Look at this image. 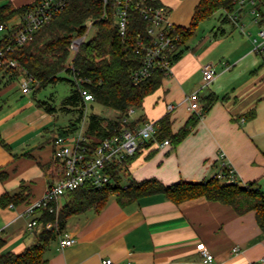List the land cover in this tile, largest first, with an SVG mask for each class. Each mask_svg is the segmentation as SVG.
Instances as JSON below:
<instances>
[{"label":"crops","instance_id":"1","mask_svg":"<svg viewBox=\"0 0 264 264\" xmlns=\"http://www.w3.org/2000/svg\"><path fill=\"white\" fill-rule=\"evenodd\" d=\"M32 1L0 0V5L10 2L19 7ZM158 1L179 26L189 24L198 2ZM254 1L264 22V0ZM249 8L246 3L238 10L243 29L222 10L216 12L215 21L206 23L214 14L201 21L188 39L190 45L187 40L181 47L171 75L162 79L149 101L145 98L139 117L157 120L168 114L175 133L194 114L184 98L200 88L201 66L211 63L215 67L214 79L198 96L201 111L210 94L216 98L213 104L196 117L180 142L170 141L162 148L141 147L126 167L132 179L154 177L172 184L217 176L226 181L221 175L224 161L239 185L255 181L264 192V62L252 51L253 34L246 30V22L255 24ZM5 79H0V172L6 176L0 180V195L20 193L26 199L0 205V252L19 253L34 242L39 230V226L28 229L25 205L42 196L58 174L53 132L48 126L66 123L56 125L54 113L40 107L32 93L23 94L20 79ZM169 104L174 106L171 111L167 110ZM65 202L64 195L57 209ZM63 233L73 236L75 242L60 248ZM63 233L46 249V264H101L104 259H111L110 264H203L200 243L214 256L212 264H264V232L255 212L240 214L228 204L204 198L175 204L154 194L121 206L111 195L101 210L69 216ZM234 246L237 253L232 252Z\"/></svg>","mask_w":264,"mask_h":264},{"label":"trees","instance_id":"2","mask_svg":"<svg viewBox=\"0 0 264 264\" xmlns=\"http://www.w3.org/2000/svg\"><path fill=\"white\" fill-rule=\"evenodd\" d=\"M38 1L34 0L19 7H14L10 2L0 5V24L8 29L0 37V46L13 38L14 32L21 25L23 12ZM147 1L155 5L160 4L158 0ZM237 2L238 0H198L189 24L177 26L182 32L180 44H184L193 35L201 21L209 19L220 10L225 13L233 12ZM88 21L94 26V33L71 57L69 43L72 38L86 32ZM146 26V21L131 8L124 33L120 34L112 9L109 5H104L103 0H66L63 10L32 33L23 45L5 52V57L15 60L17 66L0 65V79L6 77L7 82L9 79L16 80L30 75L33 79L31 93L40 107L49 113H56L57 109L71 113L72 118L65 125L57 127L56 135L60 136L76 130L86 108V103L74 85V79L68 80L73 86L58 106L52 97L37 99L34 93L61 79L59 73L63 71L74 77H82V85L93 95L92 102L116 113L113 117L95 113L87 116L85 133L88 146L94 148L102 139L118 133L124 126L122 119L127 111L141 108L145 98L161 86L164 78L161 72H154L137 84L131 79V73L142 64L143 53L137 49V41L140 37L146 38ZM180 49L174 60L179 58ZM215 99L212 94L204 98L202 113ZM196 117L192 114L181 128L172 133L170 118L168 114H164L157 119L158 128L154 139L147 140L139 149L156 145L154 141L164 139H169L173 144L180 142L195 125ZM141 121L142 117L138 116L136 122ZM133 123L134 121L131 122ZM55 136L53 135V138ZM136 153L127 158L123 166H116L111 170L112 184L101 188L88 185L78 187L65 193L66 202L60 209L51 212L42 209L37 218L39 230L34 242L19 253L0 252V264H46L44 253L50 243L63 233L67 218L87 210H101L111 195L115 196L121 206L154 194H162L175 204L196 198L219 201L232 206L240 214L254 211L257 224L264 232V192L255 181L239 185L237 182L221 181L214 176L199 182L179 181L163 184L157 178L151 177L142 180L131 178L127 185L120 186V178L127 173L126 167ZM226 173V169L222 168V174ZM5 176V172H0V180ZM25 199L26 196L20 193H3L0 195V205L17 204Z\"/></svg>","mask_w":264,"mask_h":264},{"label":"built area","instance_id":"3","mask_svg":"<svg viewBox=\"0 0 264 264\" xmlns=\"http://www.w3.org/2000/svg\"><path fill=\"white\" fill-rule=\"evenodd\" d=\"M104 5H109L112 9L118 25L120 34L124 33L131 8L136 10L146 21V38L140 37L137 41L138 50L142 51V64L131 73V79L135 84L150 77L154 72H161L164 77H168L172 72L174 57L183 46L180 44L182 32L177 28L174 22L169 18L168 8L163 5H155L147 0H103ZM249 4V13L253 16L252 22L259 26L256 35L251 37L252 51L260 56L264 62V22L260 15L254 0H238L237 10L225 13L226 17L237 23L240 29L243 24L238 23V10L245 4ZM66 0H39L33 6L27 8L20 18V27L14 32L13 38L0 46V65L16 67L15 60L5 57L6 51H11L15 47L23 45L29 36L36 30L46 24L52 17L65 7ZM92 24V23H91ZM8 29L0 24V31L4 33ZM85 32L81 36H76L69 43L71 57L77 52L80 45L87 39ZM246 33H248L246 31ZM202 83L200 88L186 95L184 101L187 103V109L196 116H201L202 111L198 103L199 91L207 87L215 77V67L211 63H205L201 66ZM74 85L79 90L83 101L87 104L93 101V95L82 85V77H74ZM33 79L30 75H24L19 80V88L23 94L31 92ZM174 108L172 104L167 106V110ZM133 109H129L123 117L124 126L122 129L107 138L102 139L96 147L88 146V138L85 133L87 115L85 110L81 121L76 130L67 135H56L51 140L53 148V157L58 163V177L51 182L42 196L29 201L25 205L23 215L28 219L27 227L31 229L38 225V216L42 209L54 211L57 209V203L67 191L78 187L88 185L93 188H101L112 184L111 170L116 166H123L125 160L133 156L139 149V146L149 139H154V134L158 128L157 120H143L136 122L132 117ZM131 124V122H133ZM158 148L170 144L169 139L154 141ZM224 156L223 152L219 157ZM222 168L226 169L227 182L236 183V177L233 170L227 162H222ZM49 226V224H47ZM75 238L68 233H63L59 239V247L72 245ZM199 252L202 256L203 264H212L214 256L205 248L203 244H198ZM233 253L238 252V248H232ZM111 259H104L101 264H110ZM127 264H134L128 262ZM248 264H258L250 262Z\"/></svg>","mask_w":264,"mask_h":264},{"label":"rangeland","instance_id":"4","mask_svg":"<svg viewBox=\"0 0 264 264\" xmlns=\"http://www.w3.org/2000/svg\"><path fill=\"white\" fill-rule=\"evenodd\" d=\"M216 19H218V13H216V14L214 13L213 17H211L209 20H207L206 23H210L212 21H215ZM246 23H247L246 30L251 31V33L253 34L252 36L256 35V32L258 30L257 29L258 25L256 26V24H254V25L248 26L249 22H246ZM87 26L88 27L86 29V32H88V33H87L86 39L88 40L92 36V34L94 33V26L91 24L90 21L87 22ZM0 34H2L1 31H0ZM187 44L190 45V40H188ZM59 77H61V79H58L55 83L49 84V85L37 90L34 93L35 97L37 99H44V98H47L48 96H50L53 98V102L55 103V105L58 106L60 103V100L65 95H67L69 93V91L71 90V88L73 86V84L70 81H68V80L73 79L72 74L70 75V74L66 73L65 71H63V72L59 73ZM204 90H202L201 93ZM151 97H153V96L152 95L147 96L145 102L149 101V99ZM141 112H142L141 108H134L131 116L136 118L139 116V114ZM90 113H95V114L105 116V117H113L114 115H116V113L112 109H109V108H107L101 104L94 103V102H88L86 104L85 114L88 116ZM54 114H55V120L54 121H55L56 125L67 123L68 120L70 118H72L71 113L63 112V111H60L58 109L56 110V113H54ZM52 123H54V122H52ZM48 127H50L52 129L50 131L53 132L52 134L55 136L57 134V132H56L57 129L56 130H54V129L57 127H54L53 125L48 126ZM131 178L132 177H130L128 173L122 175V177L120 178V181H119V185L120 186L127 185ZM223 181H225V180H223Z\"/></svg>","mask_w":264,"mask_h":264}]
</instances>
